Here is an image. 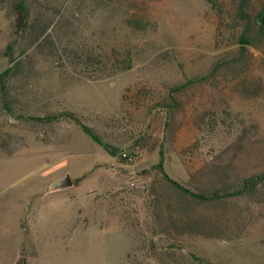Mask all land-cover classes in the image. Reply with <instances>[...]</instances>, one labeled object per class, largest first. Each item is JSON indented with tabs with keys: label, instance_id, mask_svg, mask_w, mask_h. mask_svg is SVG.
<instances>
[{
	"label": "rangeland",
	"instance_id": "1",
	"mask_svg": "<svg viewBox=\"0 0 264 264\" xmlns=\"http://www.w3.org/2000/svg\"><path fill=\"white\" fill-rule=\"evenodd\" d=\"M25 2L35 29L22 34L0 0V74L10 70L0 86V264H264L263 195L196 209L215 222L213 238L177 236L166 229L174 200L156 210L160 189L144 173L162 146L163 171L181 186L198 170L205 186L261 176L264 55L208 73L236 50L237 33L203 0ZM218 2L227 17L230 0ZM130 18L146 29L125 27ZM103 39L130 49L131 69L82 78L67 53ZM184 82L179 107H156ZM69 113L131 160L111 158L66 117L44 119ZM209 163L228 166L218 182L205 177ZM65 174L73 186L54 190Z\"/></svg>",
	"mask_w": 264,
	"mask_h": 264
},
{
	"label": "trees",
	"instance_id": "2",
	"mask_svg": "<svg viewBox=\"0 0 264 264\" xmlns=\"http://www.w3.org/2000/svg\"><path fill=\"white\" fill-rule=\"evenodd\" d=\"M11 5V12L13 14V27L16 33H32L34 27L31 26V19L29 15V9L25 0H9ZM207 4H210L213 9H216V13L221 15L225 9L218 0H203ZM227 17L222 18L220 15L219 23L224 30L236 32L237 37L235 44L236 50L232 53H226L216 60L210 67L208 73L218 72L221 70H236L239 67H247V57H252L251 50H255L258 53L264 55V0H230L229 7L227 8ZM226 21V22H225ZM146 23L140 19H127L124 21V26L135 30L143 31L146 29ZM45 29L42 30L43 34ZM49 34L46 35L44 40H49ZM110 43V42H109ZM108 39L100 40L99 42H90L87 44V50L85 46L79 48L75 47L74 50H70V55L74 61V66L79 70L78 74L84 79L97 80L102 78H108L118 73L129 71L132 67V57L130 49L127 47L110 45ZM84 48V49H83ZM18 63H16L17 65ZM10 70L7 69L0 74V86H3V78L7 77ZM235 84L236 87L243 85V83ZM189 82L179 83L172 85L169 91V101L167 103L161 102L156 107L166 108L167 111H171L174 108L180 106L181 97L184 95L185 90ZM194 84V83H193ZM128 91V89L126 90ZM59 117H66L73 121L78 126L81 132L87 136L93 143L105 151L111 158L118 157L119 163L125 165L130 159L117 147H114L107 143L101 134L90 128L81 121H79L72 114H61V116H52L44 118L49 124L57 123ZM43 118H36V121H44ZM170 118H168L169 120ZM168 121L165 120L164 127L167 129ZM170 142V140H169ZM118 155V156H117ZM159 162L152 166L149 170L145 171L147 175H151L154 185H157L159 190L158 201H156V210L158 207H162V204H168L170 199H173L175 205L173 211L168 214V223L166 229L169 232L175 233L177 236L182 235H198L205 238H213L216 233L215 222L210 218H198L194 211L198 208H208L221 206L222 210L226 211L229 207V203L234 198H253L256 196H264L262 193L264 189V173L261 176L247 175L244 178H237L228 181L223 184H212L205 186L200 183V178L203 177V173L200 170L196 172L199 181L195 180L193 174H189L190 185L181 186L172 180H170L164 173L162 165V146L159 150ZM205 167L208 173L206 176L216 173L215 182H218L220 178L226 174V167L224 164H207ZM220 174V178L218 175ZM76 182V181H75ZM249 184V185H248ZM256 186L259 187L255 188ZM258 189V190H257ZM154 195V193H152ZM160 200H164L163 203ZM169 208V204H168ZM160 210V208H159ZM159 212V211H158ZM178 215L174 218L172 213ZM193 212V213H192Z\"/></svg>",
	"mask_w": 264,
	"mask_h": 264
},
{
	"label": "water",
	"instance_id": "3",
	"mask_svg": "<svg viewBox=\"0 0 264 264\" xmlns=\"http://www.w3.org/2000/svg\"><path fill=\"white\" fill-rule=\"evenodd\" d=\"M73 186V181L71 180V177L68 174H65L57 179L54 190H64L71 188Z\"/></svg>",
	"mask_w": 264,
	"mask_h": 264
}]
</instances>
